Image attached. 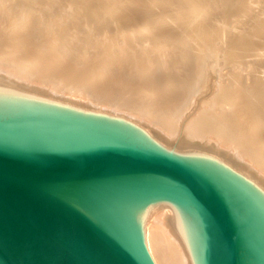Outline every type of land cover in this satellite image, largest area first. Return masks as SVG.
Listing matches in <instances>:
<instances>
[{
    "label": "water",
    "instance_id": "1",
    "mask_svg": "<svg viewBox=\"0 0 264 264\" xmlns=\"http://www.w3.org/2000/svg\"><path fill=\"white\" fill-rule=\"evenodd\" d=\"M0 264H264V192L135 121L0 84Z\"/></svg>",
    "mask_w": 264,
    "mask_h": 264
},
{
    "label": "bare ground",
    "instance_id": "2",
    "mask_svg": "<svg viewBox=\"0 0 264 264\" xmlns=\"http://www.w3.org/2000/svg\"><path fill=\"white\" fill-rule=\"evenodd\" d=\"M226 1L121 0L126 5L117 12L131 20L133 26L139 27L128 34L134 46L144 45L150 40L159 42L165 33L171 31L187 38L193 46L196 61L190 91L202 87L208 74L215 73L214 93L203 101L194 115L185 120V125L180 124L182 132H179L180 136L172 148L198 150L222 159L264 192V76L252 74L244 82L238 73L241 66L238 64L236 70L233 65L240 59L243 50L261 52L262 56H255L256 60L252 61H264V0L243 1L241 11L247 14L250 24L241 37L237 32L229 38L224 32L223 12L217 23H210L208 15L201 13H212L216 7L221 10ZM104 2L114 3L115 0H104L100 4ZM46 3L0 0V84L28 90L36 86L33 91L37 95L115 113L139 123L159 144L170 146L176 138L177 123L183 116L191 92L177 103L155 98L112 102L113 99L105 93L107 81L116 79L124 83L127 80L121 75L127 67L126 59L114 53L105 54L107 32L87 41L83 49L76 47L72 38L78 33L66 21L69 14L65 13L63 19L56 18L50 12L48 0ZM236 4L233 6L238 10L240 5ZM97 7H92V10ZM15 8L22 9L20 16L15 15ZM30 8H38L44 19L38 44L31 35ZM68 9H71L70 4ZM138 14H155L156 18L152 23L146 20V23H141L133 19ZM88 47L92 50L89 51ZM184 53L178 49L174 56H167L166 64L174 68L184 60ZM107 61L108 72L104 69ZM158 65L160 62L153 58L151 66ZM228 67L233 69L227 71Z\"/></svg>",
    "mask_w": 264,
    "mask_h": 264
},
{
    "label": "rangeland",
    "instance_id": "3",
    "mask_svg": "<svg viewBox=\"0 0 264 264\" xmlns=\"http://www.w3.org/2000/svg\"><path fill=\"white\" fill-rule=\"evenodd\" d=\"M37 1H41L44 5L47 4L46 0ZM103 1L104 0H48V7L56 18L63 19L66 15L65 13L69 14L66 16V21L78 33L72 38L76 47L83 49L87 41L89 42L94 38L101 37L103 33L107 32L109 36L104 42V46L107 50L105 54L110 55L114 53L126 59L127 67L122 70L121 75L127 80L124 81V83L116 79H108L107 81L108 88L105 93L113 99L112 102H122L127 99L145 101V99L153 100L154 98L162 102H179L192 89L195 77L196 61L194 59L192 44L186 40L187 38L184 35L172 33L171 31L165 33L159 42L150 40L144 45L134 46V44L129 41L128 34L133 28L139 27L133 26L134 23L131 20H128L126 16L118 14L117 12L120 7L124 8L126 4L122 3L121 0H115L114 3L104 2L103 5L100 4ZM243 1L244 0H227L226 4L222 5L221 10L216 7L212 13L207 11H202L201 13L208 15V21L210 23H217L221 17L220 13L223 12L224 16L222 20L225 23L224 32L227 38L237 32H240L239 36L241 37L243 35L242 33L245 32L247 26L250 24L249 19L246 18L247 14L245 15L244 11H241ZM233 2L237 3L236 5H240L238 10L234 9L233 5H235V3L233 4ZM68 4L71 5V9H68ZM94 6H98L95 8L97 10H92ZM81 10L82 12H80ZM14 11L15 15L20 16L22 14L21 8H15ZM153 15L138 14L133 19H137L141 23H152L156 18L155 14ZM28 16L31 35L34 42L38 44L43 29L44 19H42V13L38 8H30ZM117 31L122 32L121 34L123 35H120V32ZM121 38L122 40H120ZM1 45L2 44H0V48L2 47ZM178 49H182L185 52V58L182 62H178L174 68L169 67L166 64L167 56H174ZM88 50L91 51L92 47H88ZM255 56L260 58L262 53L254 50H243L240 59L233 64L236 70H238V64L241 66L238 73H240L244 82L245 80L248 81L252 74H257L259 77L264 76V61L254 63L252 60L255 59ZM153 58H157L160 65L152 67L151 62ZM108 64V61L104 64V67L106 66L104 68L106 72H108ZM232 69L231 67L226 68L227 71ZM215 83V73L211 72L208 74L205 84L202 87L190 91L191 96L188 99L189 102L184 108L185 111L183 110L182 112L183 116L180 117V121L178 120L177 123L176 138H174L173 143L167 147H175L174 144L180 136L179 132H182V125H185L184 123L212 96L215 90ZM12 87L31 93L33 92L34 94L36 93L33 91L36 89V86H32L34 87L33 90L24 89L23 87L15 85ZM147 95L149 96L147 97Z\"/></svg>",
    "mask_w": 264,
    "mask_h": 264
}]
</instances>
